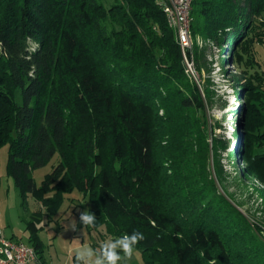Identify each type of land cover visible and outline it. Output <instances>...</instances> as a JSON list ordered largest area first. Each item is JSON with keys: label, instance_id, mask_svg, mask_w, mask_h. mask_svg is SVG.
Listing matches in <instances>:
<instances>
[{"label": "trees", "instance_id": "obj_1", "mask_svg": "<svg viewBox=\"0 0 264 264\" xmlns=\"http://www.w3.org/2000/svg\"><path fill=\"white\" fill-rule=\"evenodd\" d=\"M263 12L264 0H192L186 55L197 73L199 39L240 56L263 42L254 22ZM209 81L188 75L160 0H0V149L9 147L21 205H39L26 230L41 260L43 218L78 191L112 239L145 234L144 264H264L262 226L209 169L221 183L228 147L208 121ZM236 81L228 155L264 199V82ZM56 155L37 185L33 172Z\"/></svg>", "mask_w": 264, "mask_h": 264}, {"label": "rangeland", "instance_id": "obj_2", "mask_svg": "<svg viewBox=\"0 0 264 264\" xmlns=\"http://www.w3.org/2000/svg\"><path fill=\"white\" fill-rule=\"evenodd\" d=\"M254 22L256 31L260 33L263 42L255 41L250 50L247 51L240 49V56H232V53L229 55L230 50L227 49V43L220 45L214 39H208L207 41L198 40L200 47L204 48L202 64L205 71L202 75L198 73L197 82L203 84V80L209 78L208 86L211 90V98L206 101L208 121L211 128L214 129V134L220 138L224 135L228 144L226 149L221 150L223 173L220 171L219 174L223 178L222 182L220 183L217 180L215 169L211 164L209 169L212 177L216 180L221 193L227 194L232 203L236 204L252 223L258 222L262 226L264 235V199L260 191L263 186L253 178L244 177L241 173L243 163L237 157L228 155L237 148L236 143H234L235 136L233 135L236 117L234 112L238 111L241 99L237 95L239 85L236 78L243 80L252 79L256 84L260 81L264 82V12L260 16L254 17ZM222 48H225V50L222 51ZM224 58H227V60L223 63L222 60ZM261 85L264 87V83H261ZM17 101L21 102L20 97H17ZM231 127L232 134L230 135ZM8 156L9 147L5 145L0 149V223L7 238L19 239L29 243L26 224L31 219L33 212L38 210L39 205L31 197L27 207L21 205L20 193L15 186L13 178L9 177L6 172ZM58 161L59 157L56 155L49 164L33 172L37 185L41 184L45 175L52 171V167ZM74 201L78 203L75 204ZM71 205L73 207L70 210ZM91 207L93 205L89 200L84 198L80 192L75 191L67 196L56 217L51 219L43 218L41 224L44 228L40 233V237L45 242V259L50 261L52 257L56 261L55 264H59L60 261L62 264L65 262L66 254L63 253L64 250L63 252L60 251L54 240L55 238H61L63 241L67 240L66 245H69L71 235L69 236V232H64L61 225L68 214L73 212L75 214L74 208H87L90 211ZM103 227L105 229L104 225L88 228L84 230L83 234H77L75 240L79 242L83 240L81 244L83 247L80 249L97 248L96 241L101 243L105 239L103 237H106L102 231ZM80 249L73 250L71 253L72 258ZM132 264H144L139 249H137L136 257L133 259Z\"/></svg>", "mask_w": 264, "mask_h": 264}, {"label": "built area", "instance_id": "obj_3", "mask_svg": "<svg viewBox=\"0 0 264 264\" xmlns=\"http://www.w3.org/2000/svg\"><path fill=\"white\" fill-rule=\"evenodd\" d=\"M192 0H160L168 24L176 32L180 43L186 71L197 80L195 64L186 55V49L192 47L191 37ZM39 254L34 246L19 239L7 238L0 223V264H38Z\"/></svg>", "mask_w": 264, "mask_h": 264}, {"label": "clouds", "instance_id": "obj_4", "mask_svg": "<svg viewBox=\"0 0 264 264\" xmlns=\"http://www.w3.org/2000/svg\"><path fill=\"white\" fill-rule=\"evenodd\" d=\"M61 225L64 232L83 234L85 229L96 225V215L87 208H74ZM145 239L139 230L125 233L113 239H106L97 248H83L75 253V264H132L137 245Z\"/></svg>", "mask_w": 264, "mask_h": 264}, {"label": "crops", "instance_id": "obj_5", "mask_svg": "<svg viewBox=\"0 0 264 264\" xmlns=\"http://www.w3.org/2000/svg\"><path fill=\"white\" fill-rule=\"evenodd\" d=\"M263 108H264V105H263ZM74 203L75 204H77L78 202L77 201H74ZM73 206L71 205V207H70V210H71V208H72ZM58 215V214H57ZM56 215V216H57ZM55 216V217H56ZM42 225V224H41ZM44 228V227H43ZM100 229V228H99ZM103 230V232H104V235L106 236V237H103V239L104 240H106V239H112V237L111 236H109L107 233H106V229H104V227L102 228ZM41 233V232H40ZM71 235V240H70V244L69 245H66V243H67V240L66 241H63V239H61V238H58V239H56L55 238V243H57V247L60 249V251H62L63 252V250H64V252L63 253H65L66 254V260H65V262L63 263V264H75V261H74V258H72V252H73V250H78V249H80L81 247H83L81 244L83 243V240L81 241V242H79V241H76L75 240V236L77 235V234H74V233H71V232H69V236ZM72 237H73V239H72ZM41 238V237H40ZM67 239V238H66ZM41 240H42V238H41ZM43 241V243H44V245H45V242H44V240H42ZM54 244V243H53ZM95 244H97L96 246L98 247L99 246V242H97L96 241V243ZM94 244V245H95ZM84 245V244H83ZM57 248V249H58ZM45 251V250H44ZM42 256H43V258H42V260L39 258V262H38V264H55L56 263V261L51 257V260L49 261L48 259H45L44 258V253L42 254ZM59 264H62L61 263V261H60V263Z\"/></svg>", "mask_w": 264, "mask_h": 264}, {"label": "bare ground", "instance_id": "obj_6", "mask_svg": "<svg viewBox=\"0 0 264 264\" xmlns=\"http://www.w3.org/2000/svg\"><path fill=\"white\" fill-rule=\"evenodd\" d=\"M231 132L229 133L230 135L232 134V127L230 128Z\"/></svg>", "mask_w": 264, "mask_h": 264}]
</instances>
